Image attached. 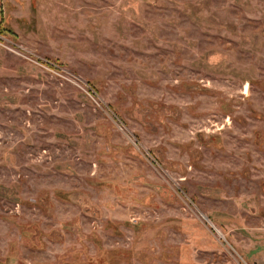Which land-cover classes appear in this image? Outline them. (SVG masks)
Here are the masks:
<instances>
[{
	"label": "rangeland",
	"instance_id": "obj_1",
	"mask_svg": "<svg viewBox=\"0 0 264 264\" xmlns=\"http://www.w3.org/2000/svg\"><path fill=\"white\" fill-rule=\"evenodd\" d=\"M0 264H264V0H0Z\"/></svg>",
	"mask_w": 264,
	"mask_h": 264
}]
</instances>
